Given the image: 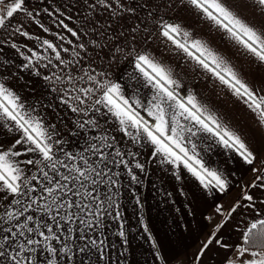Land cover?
I'll return each mask as SVG.
<instances>
[{
	"label": "snow or ice",
	"instance_id": "1",
	"mask_svg": "<svg viewBox=\"0 0 264 264\" xmlns=\"http://www.w3.org/2000/svg\"><path fill=\"white\" fill-rule=\"evenodd\" d=\"M137 236L264 264V0H0V264H134Z\"/></svg>",
	"mask_w": 264,
	"mask_h": 264
},
{
	"label": "crops",
	"instance_id": "2",
	"mask_svg": "<svg viewBox=\"0 0 264 264\" xmlns=\"http://www.w3.org/2000/svg\"><path fill=\"white\" fill-rule=\"evenodd\" d=\"M145 195L148 197L147 206H146V218L149 219L150 225L153 226L154 234L159 236L167 235L176 239L173 236V225L174 221L178 218L180 214L175 212V207H180L179 201L182 197L177 196V204L173 207L170 202L164 203L162 201L167 200V197H163L162 194L156 190L151 189V185L147 189L143 190ZM232 195H235L233 193ZM231 199V196L226 197L224 199L225 205H227L228 201ZM202 209H197L195 217H186L190 224L189 232L185 233L182 229H175V232L179 234L180 241L188 246L189 255L195 251L197 246V237L199 235L198 225H203L205 223L204 218L200 215ZM127 216L132 217L131 209H128L125 213ZM130 224L135 226V218L130 219ZM132 247L135 250L134 254L130 257L134 264H145L146 260L151 259L150 253L148 251L149 244L148 242L139 239L133 240Z\"/></svg>",
	"mask_w": 264,
	"mask_h": 264
}]
</instances>
